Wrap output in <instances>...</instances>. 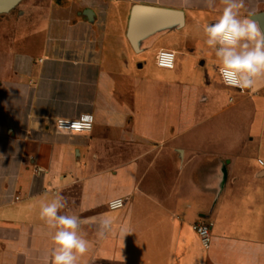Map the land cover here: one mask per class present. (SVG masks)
Segmentation results:
<instances>
[{"label":"crops","instance_id":"0c3cea01","mask_svg":"<svg viewBox=\"0 0 264 264\" xmlns=\"http://www.w3.org/2000/svg\"><path fill=\"white\" fill-rule=\"evenodd\" d=\"M244 4L264 27V0ZM136 5L182 11L184 23L136 51ZM24 8L36 25L0 53V264H48L54 231L39 212L57 192L67 202L59 214L79 217L90 241L80 264H264V79L248 93L222 83L203 34L222 0ZM161 49L176 53L172 69L157 65ZM81 113L92 130L57 129ZM115 197L126 205L109 209ZM104 219L113 230L101 239ZM198 221L211 227L209 249Z\"/></svg>","mask_w":264,"mask_h":264},{"label":"clouds","instance_id":"9594fccd","mask_svg":"<svg viewBox=\"0 0 264 264\" xmlns=\"http://www.w3.org/2000/svg\"><path fill=\"white\" fill-rule=\"evenodd\" d=\"M207 7L214 6V0H206ZM224 8L214 23L203 27L204 44L218 60V71L223 83L232 88L255 90L261 79H264V27L253 18L254 14L242 15L244 0H222ZM171 60V54L164 53ZM171 68V63L160 65ZM93 117L81 113L78 121L70 125L73 132L83 134L90 131ZM123 201L115 199L109 207L117 210ZM66 200L58 192L51 201H42L39 216L47 227L54 231L53 248L48 264H80L90 249V241L82 232L83 221L75 215H61L60 210L66 207ZM113 221L101 220L97 237L104 238L112 232ZM121 236L131 233L126 227L120 228Z\"/></svg>","mask_w":264,"mask_h":264},{"label":"water","instance_id":"95a60500","mask_svg":"<svg viewBox=\"0 0 264 264\" xmlns=\"http://www.w3.org/2000/svg\"><path fill=\"white\" fill-rule=\"evenodd\" d=\"M23 0H0V14L9 13ZM85 13L90 17L91 10ZM184 23L182 11L159 7L136 5L133 9L128 37L136 51H140L141 41L160 31L181 27Z\"/></svg>","mask_w":264,"mask_h":264},{"label":"built area","instance_id":"2783aa9c","mask_svg":"<svg viewBox=\"0 0 264 264\" xmlns=\"http://www.w3.org/2000/svg\"><path fill=\"white\" fill-rule=\"evenodd\" d=\"M164 53H168V54H171L172 56V59L170 60L168 58L167 55H164ZM175 62H176V53L172 50H168V49H161L157 55H156V63L159 67H161L160 65H167L169 63H171L173 65V67L175 66ZM173 67L171 68H168V67H162V68H167V69H172ZM219 72V71H218ZM220 75V74H219ZM221 78V77H220ZM221 81H222V78H221ZM223 83V81H222ZM224 84V83H223ZM225 85V84H224ZM228 87V86H227ZM232 88V87H230ZM237 89L239 92H241L240 89L238 88H235ZM249 90H244L243 92L241 93H248ZM232 100V98H231ZM92 116V115H91ZM93 117V116H92ZM80 117L78 118H58L56 120V127L58 130L60 131H69V132H73V130L68 127V128H65V127H62L61 125H70L71 123L75 122V121H78ZM94 126V119H93V122H92V125H91V129L93 128ZM258 162L260 164H264V161L263 159H259ZM16 199H19L18 196H16ZM115 199H120L121 201H123L121 208H123L125 205H126V199L124 197H115V198H112L108 201V208L113 210L112 208L109 207V204L111 201L115 200ZM118 210V209H117ZM194 229H195V232L196 234L198 235L199 237V240L202 244V246L205 248V249H209L212 245V231H211V227L208 223L204 222V221H198L195 223L194 225Z\"/></svg>","mask_w":264,"mask_h":264},{"label":"rangeland","instance_id":"374dc122","mask_svg":"<svg viewBox=\"0 0 264 264\" xmlns=\"http://www.w3.org/2000/svg\"><path fill=\"white\" fill-rule=\"evenodd\" d=\"M25 1L30 0H23V2L11 12L0 14V53L5 52L7 43L11 42V40L21 37L26 32L27 28L28 30H32L36 25V14L29 12L24 15Z\"/></svg>","mask_w":264,"mask_h":264}]
</instances>
